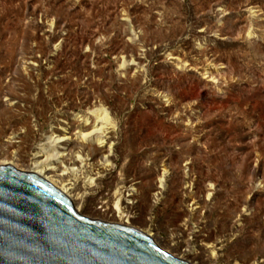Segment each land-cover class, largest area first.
Returning a JSON list of instances; mask_svg holds the SVG:
<instances>
[{
    "label": "rangeland",
    "instance_id": "obj_1",
    "mask_svg": "<svg viewBox=\"0 0 264 264\" xmlns=\"http://www.w3.org/2000/svg\"><path fill=\"white\" fill-rule=\"evenodd\" d=\"M100 110L112 168L81 215L135 188L165 252L264 264V0H0V150Z\"/></svg>",
    "mask_w": 264,
    "mask_h": 264
},
{
    "label": "water",
    "instance_id": "obj_2",
    "mask_svg": "<svg viewBox=\"0 0 264 264\" xmlns=\"http://www.w3.org/2000/svg\"><path fill=\"white\" fill-rule=\"evenodd\" d=\"M0 264H189L136 229L93 220L42 178L0 166Z\"/></svg>",
    "mask_w": 264,
    "mask_h": 264
},
{
    "label": "bare ground",
    "instance_id": "obj_3",
    "mask_svg": "<svg viewBox=\"0 0 264 264\" xmlns=\"http://www.w3.org/2000/svg\"><path fill=\"white\" fill-rule=\"evenodd\" d=\"M7 106L11 107V104ZM89 116H81L73 124L74 130L69 127L59 128L57 131L55 130L56 132L49 130L50 132L47 133L44 142L37 145L29 159L26 157V159H22L16 151L8 153L18 147L23 137L16 133L10 134L3 146L4 149L0 150V166L8 165L20 172L37 175L66 196L71 201L75 211L81 214L80 210L86 199V191L96 184L95 181L99 175L110 171L112 168V144L111 138L107 137L110 124L108 114L100 110L94 113L93 117ZM20 163L23 164V168H21ZM166 178L167 172L164 171L160 179L157 180L158 183L155 186L157 192L152 195L155 203L159 201V196H161L159 190L166 186ZM134 189H128L126 195H115L117 201L111 207L112 209L103 210L101 207L97 209L98 211L93 209V213L96 214L95 216L100 215L102 222L127 226L141 231L161 248L152 233L151 225L148 224L144 229H137L132 225L133 217H130L127 212L133 204L129 198L132 197L133 199ZM135 195L137 196V194ZM187 249L182 256L175 258L189 264H195L199 260V253L195 249L193 251ZM167 253L174 257L170 252ZM213 254L212 256H214ZM194 261L196 262L193 263Z\"/></svg>",
    "mask_w": 264,
    "mask_h": 264
}]
</instances>
